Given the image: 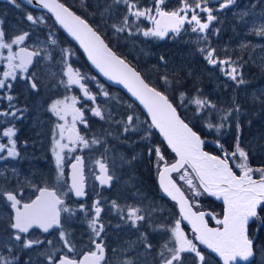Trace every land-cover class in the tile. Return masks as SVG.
<instances>
[{"label": "snow or ice", "instance_id": "obj_1", "mask_svg": "<svg viewBox=\"0 0 264 264\" xmlns=\"http://www.w3.org/2000/svg\"><path fill=\"white\" fill-rule=\"evenodd\" d=\"M9 2L17 8L21 6L17 0H9ZM26 2L33 4V0H26ZM35 2L40 7L54 13L55 20L79 42L84 52L87 53L88 59L100 73L110 81L122 84L143 105L150 117V123L145 122L147 127L143 129L140 139L148 140L152 135L151 130L156 129L177 157L175 163L168 164L160 147L148 146V154L151 156L155 153L158 165L163 162L162 170L158 173L163 192L172 200L177 201L180 206L179 219L157 226V229L167 239L160 245V251L153 256V264H186L189 260V255L186 254H190L191 264H208L199 245L215 253L222 264H254L257 252L264 255V246L257 245L258 236H254L251 231L253 226L256 233L264 229V166L251 167L249 151L240 146L241 106L239 102L233 100L231 106L218 108L217 104L206 96L202 89L194 87L191 92L180 91L179 104L174 106L166 90H160L147 83L125 59L109 48L98 31L85 19L74 14L57 0H35ZM216 2L218 7L214 8L209 6L212 0H179L178 7L169 10L168 0H151L147 5L141 0H113L115 5H123V9L121 10L122 15L111 27L117 33L139 34L145 38L164 39L169 36V33L178 36L182 31L189 29L192 33L204 34L199 38L207 46L200 48L199 52L205 62L213 68L219 67L223 76L232 81L235 87H240L249 83L241 71L243 65L232 60L231 57L220 58L216 48L210 45L208 38L210 30L213 34L219 33V29H211L213 22L218 20L214 12L230 9L236 4V0H216ZM251 7L255 8L256 5L253 4ZM110 8L111 6L109 10ZM245 15L247 12L241 13V19ZM25 19L31 25L44 23V17H37L31 13H28ZM145 21L149 22L151 27L143 26ZM3 23V20H0V25ZM185 25L188 28H185ZM253 32L255 35L264 37V22L254 27ZM31 37L32 33L29 31L9 34L3 27H0V61L5 65L0 70V77H2L0 78V90H11L13 84L9 81L17 79H23L26 87L37 93L42 87L55 86L44 83L49 76H54V74L43 66V61H55L56 57L47 52L45 48L30 47L27 42L31 40ZM49 39L52 45L57 44V40L52 38L51 34ZM14 46H16L15 49ZM42 53H44L43 56ZM59 55L61 62L66 66L62 75L67 79L66 81L60 79L58 83L64 85L66 90H71L72 86H78L82 95H64L63 98L53 99L48 105L47 110L58 120L63 121L55 126L59 139H56L53 145L58 179L64 175V156L62 155L64 149H69L70 152L76 151V148H69V144L61 143L66 133L70 144L82 145L85 149L90 148L91 145L103 146L99 138H94L89 142L79 134L76 125L79 122L87 127L85 110L90 111L100 120H105L104 112L96 101L97 95L109 96L106 90L93 94L82 83L86 77L67 63L72 55L70 50L61 49ZM159 59L166 67V58L161 56ZM187 75L191 76L192 73L189 72ZM160 79L169 87L173 83L176 87H182L178 81L170 80L168 75H163ZM5 98L9 102L15 99L11 94H0V99ZM82 101H91L96 106L90 107L87 103L82 104ZM259 102L261 108L264 109V93L260 94ZM78 104L82 106L77 107ZM13 107L11 103L8 105L9 109ZM178 107L191 108L195 119L205 120V127L209 132L215 131L220 134L223 129L230 128L234 124L237 132L234 150L228 152L217 139L214 143L220 149L221 155L205 152L203 150L205 141L197 131L193 130V127L189 126V123L181 118L177 112ZM17 113L23 115L21 109L0 111V115H10L13 118H17ZM108 119H111L110 115ZM137 120L138 117L134 112L125 114L121 128L125 141L129 133L139 135ZM115 123L120 124L121 122L115 121ZM2 134L7 138V142H0V161L20 156L17 141L13 139L16 135L14 127L4 129ZM259 147L264 148V145H259ZM107 151L108 149L105 148V152ZM72 159L74 163L70 165L71 182L68 184L65 181L66 191H61L56 187L38 186L35 188L34 198L25 199L23 188L9 187L6 183L0 184V203L12 210L6 224L0 227V264H16L21 260L19 253L22 250L34 249L45 242L49 245L53 244L52 240L45 241L35 236L34 230L37 229L45 234L56 230L62 244L59 249L53 248L46 253H40L46 258L48 264H105L106 245L102 233L104 235L107 233L105 224L101 220L104 208L100 199L93 200L91 204L87 203L89 192L86 191L84 157L77 155ZM135 160L136 156L133 155L125 162L131 165ZM95 164L99 171L95 179L101 186L111 187L115 176L110 172L105 157L102 156L95 160ZM234 169H238L239 174ZM173 172L181 173L180 179L187 183L193 197L207 194L222 200L224 205L222 216L199 209L194 211L193 208L196 206L190 203L189 198L171 179L170 174ZM2 175L3 172H0V176ZM72 196L81 200L77 207L66 203L65 198L71 199ZM111 208L122 213L121 220L129 223L130 227L137 228L138 231L142 226L141 222H147L148 218L141 214L140 207L127 205L125 213V209L113 200ZM78 213H82L88 223L89 244L92 246L82 252H77L73 234L68 228L69 222ZM206 217L214 220L216 226L210 227ZM185 220L192 227L193 239H189L181 228V223ZM140 242L151 254L153 244L148 239L147 233H141ZM30 261L31 257L25 264H30ZM122 264H135V262L129 259L123 261ZM261 264H264V261Z\"/></svg>", "mask_w": 264, "mask_h": 264}, {"label": "rangeland", "instance_id": "obj_2", "mask_svg": "<svg viewBox=\"0 0 264 264\" xmlns=\"http://www.w3.org/2000/svg\"><path fill=\"white\" fill-rule=\"evenodd\" d=\"M61 1L71 9H75L83 14L90 24L108 40L113 48H117L123 53L128 60L140 69L146 78L166 90V93L173 99L175 105L179 104L180 91L191 92L194 87L202 89L204 94L217 104L218 108L229 107L232 105L233 100L238 101L241 106V114L239 116L241 123L240 146L249 151L250 166L253 168L261 167L255 165V163H264V148L259 147V145H264V109L261 108L259 102L260 94L264 93V37L255 35L253 28L264 22V0H236V4L230 9L214 12L218 20L213 22L211 29H219V33L213 34L210 30L208 34L209 43L212 47L216 48L220 58L231 57L232 60L243 65L241 71L249 83L240 87H235L232 81L223 76L219 67L213 68L205 62L202 54L199 52L200 48L207 46L199 38L204 34L192 33L189 29L188 31H182L178 36L169 33L168 37L159 39L145 38L139 34L128 35L126 32L117 33L111 25L122 15L121 10L123 9V5L117 6L113 3V0ZM141 2L147 5L150 4L151 0H141ZM178 4L179 0H168V9L177 8ZM253 4L256 5L255 8L251 7ZM109 6H111L110 10ZM209 6L216 8L218 7V3L216 0H212ZM244 12H247V15L241 19V13ZM28 13L37 17H44V23L31 25L25 19ZM0 20L4 22L0 27H3L9 34H16L20 31L31 32V40L27 42L30 47L39 46L45 48L47 52L52 53L56 57L55 61H43V66L47 67L54 74V76H49L44 83L54 84L55 86L42 87L37 93L26 87L23 79H17L16 81H9L13 84L11 90H0V94H11L15 98L11 102L6 98L0 99V111H16V109L23 111L22 116L20 113H17V118H13L10 115H0V142H7V138L2 134L3 130L14 127L16 135L13 139L17 141V150L20 152V156L18 157L0 161V172H3V175L0 176V184L6 183L9 187L23 188L25 199L33 197L35 188L38 186L56 187L61 191L67 190L65 185L67 177L63 176L58 179V175L55 172L50 176H46L47 174L44 172L42 163L45 153L52 154L55 158L53 145L54 141L59 139L58 130L55 126L56 124L63 123V121L58 120L47 110L48 105L53 99L63 98L64 95H82L78 86H72L71 90H66L64 85L58 83L60 79H64L65 81L67 79L62 75L66 66L61 62L59 53L61 49L70 50L72 55L67 63H70L74 69L86 77L85 80H82V83L91 85L90 91L93 94H97L102 90H106L109 93L108 97L97 95L96 101V104L102 108L106 119L100 120L89 111L88 115L92 118V121L100 123V126L96 128L95 126H91L92 130L90 133L82 134L89 142L94 138H99L103 146L91 145L90 148L85 149L82 145H77L80 150L84 149L87 153L107 155L113 159L112 161L115 165H118L117 173L120 178V186L114 188L107 195L104 203L106 210L105 219H107L105 229L108 228L107 234L113 240V243H110L112 251H114L112 257L113 264H122L123 261L129 259L133 260L135 264H153V256L160 251V245L167 239L157 229V226L168 221H175L180 216L176 206L164 198L160 191L152 187L144 179V177L152 179V173L154 172L155 175L160 167L155 153L151 156L148 154V146L155 145L160 147L161 152L163 149V146L159 143V136H156L157 133L154 129L151 130L152 135L148 140L140 139V135H143V129L147 127L145 122H149L146 115L122 92L103 83L88 68L87 64H84L85 61L80 51L63 36L51 18L46 14L27 10L22 5L17 8L9 0H0ZM143 26L151 27V24L145 21ZM185 28H188V26L185 25ZM50 34L52 38L57 40L56 45L50 43ZM4 54L6 55V51ZM43 55L44 53H42ZM161 56L166 58V67L160 62L159 58ZM176 60L183 62L185 65H190L200 75L196 76L193 71L186 68L185 77L189 81L177 80L172 76L173 65ZM4 66V62L0 61V70ZM189 72L192 73L191 76L187 75ZM163 75H168L170 80L178 81L182 87H176L175 83L171 87L165 85L164 81L160 79ZM224 85H228V87H224ZM10 103L14 105L11 109L8 108ZM83 103H87L90 107L96 106L91 101H82ZM82 104L80 105L82 106ZM178 110L191 124L199 129L205 143L216 149L220 155L221 151L214 143L217 139L228 152L234 150L237 136L234 124L232 127L225 128L220 134H217L215 131L209 132L205 127V120L195 119L191 108L178 107ZM133 112L138 117L137 128L139 129V135L129 133L128 139L125 141L124 135L121 134V128L125 114H132ZM109 115L111 116L110 120L108 119ZM115 121H120L121 123L117 124ZM17 131H19L20 136H18ZM43 133L46 135L42 136ZM48 133L51 134L50 137H48ZM108 133H111V135H108ZM62 141L64 144H67L65 139ZM249 145H251V149H249ZM105 148L108 149L107 152H105ZM75 152L77 153L78 150L76 149ZM133 155L136 156L134 162L138 163V170H136L134 163L130 166L125 162L131 159ZM116 156L123 158V160L119 163L114 161ZM53 162L56 161L51 159L50 166ZM167 162H171V160H167ZM236 171L239 174V170L236 169ZM180 175L181 173H178L176 178L180 182L183 191L191 199L193 197L192 192L187 183L180 179ZM136 185L139 190H136ZM113 200H116L125 209V213L127 205L140 207L142 209L141 214L148 218L147 222H141L142 226L139 228V231L137 228L130 227L129 223L121 220L120 216L122 213L111 208ZM10 214H6V217ZM1 216L2 213L0 212V219ZM77 216L73 217L68 224V228L73 234V240L76 238V228L78 227L83 234H90L87 221H83L82 217L77 219ZM181 228L189 239H193V234L183 223H181ZM130 233L136 235L135 238L137 239L128 244L130 249L128 252H131L135 244L138 246L137 241L140 242L141 233H147L148 239L154 245V249L150 250L151 254H149L148 250L145 251V249L141 250L139 254L138 248L137 252L129 255L126 252L125 244L128 241L126 234ZM131 237L132 235L129 238V242L132 240ZM47 240H52L53 244H61L58 234ZM53 244L49 245V249L53 248ZM37 247L40 248V246ZM61 247L62 244L57 246L56 249ZM200 249L205 254L208 264H219L206 250L201 247ZM41 250L45 251L46 246ZM34 252H36V255L32 256L35 261V257H38L41 251L38 249L32 250L31 254ZM135 254H137V257L134 256ZM262 261H264V255L258 252L254 264H261Z\"/></svg>", "mask_w": 264, "mask_h": 264}, {"label": "flooded vegetation", "instance_id": "obj_3", "mask_svg": "<svg viewBox=\"0 0 264 264\" xmlns=\"http://www.w3.org/2000/svg\"><path fill=\"white\" fill-rule=\"evenodd\" d=\"M84 84H85L86 87H88L90 89L91 85L89 86L88 83H84ZM77 107H81V105L78 104ZM88 112L89 111L85 110V119L87 121V127H85V125H83V124H81L79 122L76 125L77 131L79 132L80 135L85 134V133H90V131L92 130L91 126H95V128L100 126V123H98V122L94 123L92 121V118L88 115ZM17 132H18V136H20L19 131H17ZM45 135L46 134L43 133L42 136H45ZM50 136H51V134L48 133V137H50ZM47 140H48V138H47ZM65 140H66V136H65ZM62 143H63V141H62ZM66 143H67V140H66ZM70 146L75 147L78 150V152L77 153L76 152L75 153L74 152H69V150L66 149L65 150L66 152L64 151L62 153V155L64 156V169H63L64 170V175L63 176H66L67 177V182H69V180H68L69 168H70L71 163L74 162L72 157L77 156V155L84 157V160H85V178H86L85 184H86V191L89 192V196L87 197V203L91 204L92 201L95 200V199H100L101 200V205L104 208V211L101 214V220H102V222H104V224H106L107 219H105L106 210H105V207H104V203L106 201L107 195L114 188H118L120 186V183H119L120 178L118 177V173H117L118 172V165H115V163H113V161H112L113 159L108 157L107 155H101V154H96V153H87L84 149L80 150L78 145H70L69 144V148H71ZM67 152H69V153H67ZM102 156L105 157L106 163L109 166L110 172H112L113 175L115 176V179L112 182V186L109 187V188H107L106 186H101L99 184V181L95 179V176L99 174L98 166L95 164V160L101 158ZM51 159L55 161V158H54V156L52 154L45 153L44 158H43L42 166H43L45 174H47L46 176H50L53 172H55L56 175H58V169L56 167V162H53L52 165L50 166V160ZM114 161L119 163V162L122 161V159L119 156H116ZM133 163L136 166V170H138V168H139L138 163H136L134 161H133ZM133 163L130 166H132ZM255 165L264 166V163L258 162V163H255ZM157 175H158V173H157ZM123 178H124V176H123ZM136 190H139L137 185H136ZM97 193L99 195H97ZM33 198H34V196H33ZM65 200H66V203L70 204L72 207H77L79 205V203L81 202V200H77L73 196L71 197V199L66 197ZM0 208H1L0 212L2 213V216H1V219H0V227H3V225L6 224L7 219H8V217H6V214L11 213L12 210L10 208H7L3 203H0ZM81 217H82L83 221L86 220L82 213H80L77 216V219L81 218ZM79 220H81V219H79ZM73 226L76 227L75 224H73ZM107 229H105L106 233H107ZM76 232H77L76 233V238L73 241H74V243L76 245L77 252L86 251L88 248L92 247L89 244V235L90 234H87V235L83 234V232L80 231L79 227L76 228ZM55 234H57L56 230H53L51 233H48V234L42 233L39 230H34V235L37 236L38 238L42 239V240H45V241L47 239L53 237ZM131 235H132V237H131L132 240H131V242H129V238H130ZM102 236H103V239H104V243L106 245V249H105V264H113L112 257H113V252L114 251H112V247L110 246V243H113V240L110 238V236H108V234L104 235L102 233ZM135 237H136V235H134L132 233L126 234V238H127L128 241L125 244V247H126V252L129 253V255H132L133 252H137L138 248H139V254H140L141 250L145 249L142 246L141 242L137 241L138 246L135 244V247L131 249V252H128L130 250L128 244L132 243L133 240L137 239ZM53 245H54L53 248H56L57 246H60L61 244L60 243H54ZM257 245H259V244H257ZM44 246H46V250L42 251L41 249H43ZM40 248L36 246V248L31 249V250H29V249L22 250L19 253V255L21 257V260L17 261L16 264H25V262L29 261V257H31L30 264H48L46 258L44 256H42V255H39L38 257H35V261H34V257L32 255H36V252L31 254V251L32 250L35 251L36 249H38V250L41 251V253H46L48 251H51L53 248L49 249V244H47L46 242L43 245H40ZM153 249H154V245H153ZM145 251H147V250L145 249ZM4 254L7 255V253H4ZM59 254L60 253H58V255ZM186 255H189V254H186ZM257 255H258V252H257ZM134 256L137 257V254H135ZM152 256H153V251H152ZM186 264H190V257H189V260L186 262Z\"/></svg>", "mask_w": 264, "mask_h": 264}, {"label": "trees", "instance_id": "obj_4", "mask_svg": "<svg viewBox=\"0 0 264 264\" xmlns=\"http://www.w3.org/2000/svg\"><path fill=\"white\" fill-rule=\"evenodd\" d=\"M75 13H77L79 16H81L83 19L87 20V18L85 16H83V14H81L80 12L76 11L75 9H72ZM35 12V11H33ZM48 16V15H47ZM53 21V19H51ZM88 21V20H87ZM54 23V22H53ZM88 23H90L88 21ZM54 25L56 26V24L54 23ZM91 25V24H90ZM92 26V25H91ZM57 28V27H56ZM95 29V28H94ZM96 30V29H95ZM98 31V30H97ZM98 33L102 36V34L98 31ZM103 37V36H102ZM104 41L107 43V45L118 55L120 56L121 58L125 59L126 62L128 64H130L136 71H138L141 76L145 79V81L147 83H149L150 85H153V86H156L157 88H159L160 90H164L160 85H157L155 83H153L151 80H149L148 78H146V76H144L142 74V72L140 71V69L135 65L133 64L130 60H128L124 55L123 53H121L117 48H113L112 45L103 37ZM81 56L83 57V61L84 64L86 63V60L84 58V56L82 55L81 53ZM87 64V63H86ZM85 64V65H86ZM88 66V64H87ZM86 66V67H87ZM88 68L90 69V67L88 66ZM186 68H188V70H191L193 71L196 76H199L200 73L197 72L196 69H192V67L190 65H185L183 64V62L179 61V60H176L175 64L173 65V74L172 76L174 78H176L177 80H180V81H186L188 82L189 79L185 77V74H186ZM91 70V69H90ZM169 98L171 100H173L170 96ZM134 103V102H133ZM174 103V101H173ZM137 107L138 105L136 103H134ZM174 106H175V103H174ZM139 108V107H138ZM140 109V108H139ZM141 110V109H140ZM142 111V110H141ZM177 111L179 113V115L181 116L182 119L185 120L186 123H189V125L191 127H193V130L194 131H197V133L201 136L200 132H199V129L194 126L193 124H191L184 116L183 114L178 110L177 108ZM143 112V111H142ZM144 113V112H143ZM145 114V113H144ZM146 115V114H145ZM147 117V116H146ZM148 119V117H147ZM149 120V119H148ZM155 131V130H154ZM156 132V131H155ZM157 133V132H156ZM155 133V134H156ZM156 136H159V134L157 133ZM202 137V136H201ZM203 139V138H202ZM160 136H159V143L163 146V149H162V154L165 156V161L167 162V160H171V162H167L168 164H172L174 161H175V156L173 153H171L169 151V149L166 147V145L164 144V142L161 140ZM205 146V149L213 154V155H220L216 149H214L212 146H210L209 144H204ZM162 164V163H161ZM160 164V165H161ZM190 171V170H189ZM234 171H236V169H234ZM158 173V172H157ZM157 173H155L154 175V172L152 173V179H149V177H144L145 180H147L151 185L152 187L156 188L158 191H160L159 189V186L157 184ZM178 174V173H177ZM177 174H174L172 177L174 178V180L177 182V184L181 187L182 189V186L180 185V182L177 180L176 178V175ZM183 190V189H182ZM161 193V192H160ZM185 193V192H184ZM186 194V193H185ZM187 196V195H186ZM188 197V196H187ZM190 203H192L193 205H195L196 207H194L195 210L199 209L200 211H210L211 213H213L214 215H218V216H222V213H223V207L221 204H219L218 202L212 200L209 196H207L206 194L204 195H201V197H192L191 199H189ZM175 205V204H174ZM208 222H209V225H212V221L210 219H208ZM251 231L253 232V235L254 236H258V239L256 240V243L259 244L260 246H264V229H261L259 233H256L255 232V227L253 226V228L251 229Z\"/></svg>", "mask_w": 264, "mask_h": 264}, {"label": "water", "instance_id": "obj_5", "mask_svg": "<svg viewBox=\"0 0 264 264\" xmlns=\"http://www.w3.org/2000/svg\"><path fill=\"white\" fill-rule=\"evenodd\" d=\"M22 6H24L25 8H27V9H30V10H34V11H38V12H42V13H46V14H48L53 20H54V22L56 23V25L58 26V28L61 30V32L71 41V42H73L76 46H77V48L81 51V53L84 55V57H85V59H86V61H87V63H88V65H89V67L91 68V70L95 73V75L98 77V78H100L104 83H106L108 86H110V87H112V88H114V89H117V90H120V91H122L132 102H134V103H136L139 107H140V109L146 114V116L148 117V119H149V121H150V117L148 116V114H147V112H146V110L143 108V105H141L140 103H139V101L138 100H136V98L135 97H133L132 95H131V93L122 85V84H118V83H116V82H114V81H110L107 77H105L102 73H100L99 72V70L95 67V65H93L92 64V62L88 59V56H87V53H85L84 52V50H83V48L80 46V44H79V42L78 41H76L73 37H71L69 34H68V32H67V30L66 29H64L56 20H55V15H54V13H52V12H50L49 10H47V9H44V8H42V7H40L39 5H37L36 4V2H35V0H33V4H28L27 2H26V0H17ZM57 2H59V3H62V2H60L59 0H57ZM63 4V3H62ZM65 7H67V6H65ZM70 11H72L71 9H69ZM74 14H76L74 11H72ZM77 15V14H76ZM90 25V24H89ZM103 39V38H102ZM106 43V42H105ZM132 67V66H131ZM133 68V67H132ZM178 112V111H177ZM179 114V113H178ZM190 126V125H189ZM191 127V126H190ZM155 131L159 134V136H160V138H161V140L164 142V144L166 145V147L169 149V151L171 152V153H173L172 151H171V149H170V147L167 145V142L164 140V138H163V136L159 133V131L158 130H156L155 129ZM66 140H67V143L68 144H70L69 143V141H68V139H67V133H66ZM202 138V137H201ZM70 145H73V144H70ZM203 150L205 151V152H208L206 149H205V146L203 145ZM209 153V152H208ZM174 155H175V153H173ZM209 154H211V153H209ZM213 155V154H212ZM175 157H176V155H175ZM176 159H177V157H176ZM176 159H175V161L173 162V163H175L176 162ZM74 163V162H73ZM162 170V166H161V168H160V171ZM177 173H179V172H173V173H171L170 175H171V179L176 183V186L178 187V188H180V190L182 191V192H184L182 189H181V187L177 184V182L174 180V178L172 177L174 174H177ZM70 175H71V168H69V177H68V179H69V184H70ZM157 183H158V186H159V188H160V190H161V192H162V194H163V196L165 197V198H167L170 202H173V203H175L176 204V208L178 209V213H179V215H180V206H179V204H178V202L177 201H174V200H172V198L170 197V196H168L166 193H164L163 192V190H162V188H161V185H160V180H159V174H158V177H157ZM107 187V186H106ZM107 188H109V187H107ZM185 194V193H184ZM207 195V194H206ZM185 196H186V194H185ZM207 196H209V195H207ZM74 197V196H73ZM187 197V196H186ZM212 200H214V201H216V202H218L219 204H221L222 205V207L224 208V205H223V202H222V200H218V199H216V197H214V196H209ZM75 198V197H74ZM75 199H77V200H80V199H78V198H75ZM193 210L195 211V209L193 208ZM204 212H210V211H204ZM206 219H209V218H207L206 217ZM212 222H213V224L215 225V222H214V220H212V219H210ZM183 222V224L185 225V227H187L189 230H190V232L193 234V232H192V227H191V225L188 223V221H182ZM209 223V222H208ZM210 227H215V226H211V225H209ZM38 230V229H37ZM40 231V230H39ZM202 249H204V250H206L207 252H209L210 254H212V256L215 258V259H217V261L220 263V264H222V262L220 261V259H219V257L218 256H216V254L215 253H212L211 252V250H209V249H207V248H205L203 245H199ZM257 257V256H256ZM256 257H255V259H256ZM254 259V260H255Z\"/></svg>", "mask_w": 264, "mask_h": 264}, {"label": "bare ground", "instance_id": "obj_6", "mask_svg": "<svg viewBox=\"0 0 264 264\" xmlns=\"http://www.w3.org/2000/svg\"><path fill=\"white\" fill-rule=\"evenodd\" d=\"M141 171V170H140Z\"/></svg>", "mask_w": 264, "mask_h": 264}]
</instances>
